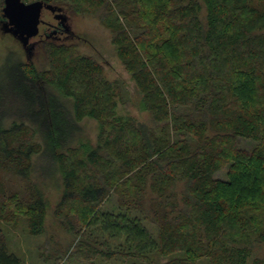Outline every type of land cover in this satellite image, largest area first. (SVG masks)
I'll list each match as a JSON object with an SVG mask.
<instances>
[{"label":"trees","instance_id":"16d2710c","mask_svg":"<svg viewBox=\"0 0 264 264\" xmlns=\"http://www.w3.org/2000/svg\"><path fill=\"white\" fill-rule=\"evenodd\" d=\"M43 1L98 15L152 121L120 114L119 80L72 44L47 46L48 69L19 61L17 83H0V172L23 183L0 176V264H23L4 224L46 231L35 154L61 181L55 214L79 237L78 264H249L264 241V0Z\"/></svg>","mask_w":264,"mask_h":264},{"label":"rangeland","instance_id":"374dc122","mask_svg":"<svg viewBox=\"0 0 264 264\" xmlns=\"http://www.w3.org/2000/svg\"><path fill=\"white\" fill-rule=\"evenodd\" d=\"M24 1L30 3L36 0ZM55 4L62 7L68 16V23L71 26L73 35L69 36L68 33H64L59 39L54 36L46 39L44 26L41 25L40 34L44 35L42 36L43 40L39 41V35L30 40L37 43L29 57L25 45L14 34L4 29L2 17L0 22V83H17L16 70L19 61L34 64L40 70L48 69L50 62L46 48L50 43L72 44L76 47L77 52L95 57L104 66V72L108 79L119 80L121 99L118 112L122 115H130L138 122L150 126L152 121L151 114L143 106V95L119 57L117 46L113 42V33L101 23L97 14L73 11L69 5L60 2ZM202 17L204 18V13ZM42 19L48 23H57L53 13L48 9L43 10ZM61 97L70 106L72 105L73 99H65L66 96L63 95ZM79 126L85 135V141L95 145L99 134L98 120L85 116L80 121ZM75 143L77 145L80 144L79 140ZM254 145L255 142L253 140L243 138L240 140V146L245 149H251ZM47 159L48 156H41V154L33 156V170L36 173L33 176V181L45 183V193L48 198L46 231L38 236L30 234L25 220H21L16 228L7 224L3 226L8 236L10 248L22 257L23 264H78L75 260H71L70 256L67 257V255L76 249L79 237H76L73 230L65 228L61 220L56 217L55 209L61 199L63 188L61 187V181L51 172L52 167ZM227 169L228 167L219 171L216 176L226 178ZM37 173H43L47 179L43 176L40 177ZM0 176L8 182V186L11 188H21L20 186H23L22 181L11 172H0ZM113 199V197L109 199L106 205L112 206ZM71 219L73 225L78 227L76 219L74 217H71ZM148 225L151 228H156V226H151V224ZM179 254L169 257L155 255V262H165L167 259ZM256 258L264 259V241H255L253 243L249 264ZM209 261L207 258L202 259L198 264H210ZM114 263L116 261L112 260L109 264Z\"/></svg>","mask_w":264,"mask_h":264},{"label":"water","instance_id":"95a60500","mask_svg":"<svg viewBox=\"0 0 264 264\" xmlns=\"http://www.w3.org/2000/svg\"><path fill=\"white\" fill-rule=\"evenodd\" d=\"M44 8L52 11H61L57 4L36 0L27 3L24 0H4L2 17L5 19L4 29L14 34L30 51L33 42L30 40L40 32L42 12ZM62 14H58L57 17Z\"/></svg>","mask_w":264,"mask_h":264},{"label":"flooded vegetation","instance_id":"af4514ba","mask_svg":"<svg viewBox=\"0 0 264 264\" xmlns=\"http://www.w3.org/2000/svg\"><path fill=\"white\" fill-rule=\"evenodd\" d=\"M62 8V7H61ZM44 9H48V8H44ZM43 9V10H44ZM49 10V9H48ZM52 13H53V15H54V17H55V19H56V21H57V23H53V22H51V23H48V22H45V21H43V19H42V21H41V23H40V26L41 25H43L44 26V34H45V38L47 39V38H50L51 36H54L55 38H57V39H59V38H61L62 37V35L64 34V33H68V35L69 36H71V35H73V32H72V29H71V26L69 25V23H68V16L65 14V12L63 11V9H61V11L59 12V11H52V10H50ZM58 14H62V16L61 17H57V15ZM3 20V25L5 24V19H2ZM10 33V32H9ZM39 36H40V40L39 41H42L43 40V37L42 36H44L43 34H40V32H39V34H38ZM37 35V36H38ZM67 35V36H68ZM15 36V35H14ZM16 37V36H15ZM38 41V42H39ZM34 44H33V47H32V49L29 51L28 50V48L26 47V51H27V53H28V57L30 56V54H31V51L34 49V47H35V45H36V43L37 42H33Z\"/></svg>","mask_w":264,"mask_h":264}]
</instances>
